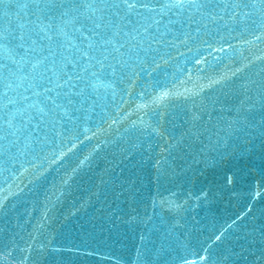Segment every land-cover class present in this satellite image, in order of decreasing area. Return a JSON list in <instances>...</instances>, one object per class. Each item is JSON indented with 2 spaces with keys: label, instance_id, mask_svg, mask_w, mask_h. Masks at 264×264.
Wrapping results in <instances>:
<instances>
[{
  "label": "water",
  "instance_id": "water-1",
  "mask_svg": "<svg viewBox=\"0 0 264 264\" xmlns=\"http://www.w3.org/2000/svg\"><path fill=\"white\" fill-rule=\"evenodd\" d=\"M253 19L246 31L194 25L167 63L137 68L54 141L0 164V264H264V27ZM237 120L245 131L228 137Z\"/></svg>",
  "mask_w": 264,
  "mask_h": 264
},
{
  "label": "snow or ice",
  "instance_id": "snow-or-ice-1",
  "mask_svg": "<svg viewBox=\"0 0 264 264\" xmlns=\"http://www.w3.org/2000/svg\"><path fill=\"white\" fill-rule=\"evenodd\" d=\"M254 17L264 27V0H0V164L34 151L41 138L54 141L137 68L167 63L164 49L194 39V25L197 34L221 22L246 31ZM233 123L242 124L231 122L228 137L245 131ZM216 135L215 145L227 144Z\"/></svg>",
  "mask_w": 264,
  "mask_h": 264
}]
</instances>
